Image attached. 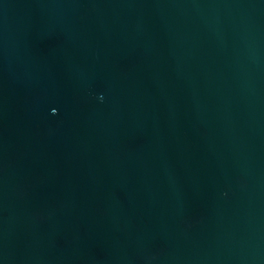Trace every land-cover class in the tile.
Listing matches in <instances>:
<instances>
[{"label": "water", "instance_id": "water-1", "mask_svg": "<svg viewBox=\"0 0 264 264\" xmlns=\"http://www.w3.org/2000/svg\"><path fill=\"white\" fill-rule=\"evenodd\" d=\"M0 264H264V0H0Z\"/></svg>", "mask_w": 264, "mask_h": 264}]
</instances>
